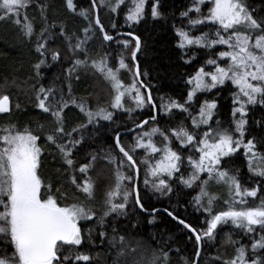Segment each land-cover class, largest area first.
<instances>
[{"label": "trees", "instance_id": "1", "mask_svg": "<svg viewBox=\"0 0 264 264\" xmlns=\"http://www.w3.org/2000/svg\"><path fill=\"white\" fill-rule=\"evenodd\" d=\"M130 1L125 0L116 13L111 12L109 7H101L100 0H95V4L99 21L107 34L115 36L118 33H130L141 41V50L136 59L141 73L140 79L149 89L158 115L154 123H149L144 128L155 126L168 134L172 129L183 124L189 130L197 131L192 128L190 119L177 109H172L171 112L165 114L164 109L161 108V98L165 104L171 101L185 104L188 93L191 91V85L187 81L201 66H204L206 71L209 70L211 66H207L205 62L209 58L213 59L215 52L219 50L217 47L209 50L195 45L181 49L178 47L180 37L176 34L177 29L188 31L190 37L195 38L213 27L197 25L193 28L188 23L189 17L193 19V14L190 12L189 17L181 16L182 12L194 6L193 0H158L160 18L157 19H153L151 15V8L157 4V0H147L144 19L139 24L129 27L125 17L129 7H132ZM110 2L114 5L116 0H110ZM247 4L256 18L264 17V0H247ZM73 5L74 9L70 10L67 7V0H32L26 9L21 10L18 17L19 25L11 20L0 21V97L8 96L10 109L7 113H0V128L15 125L23 131L25 127H29L40 135L38 145L42 149V155L38 174L45 185L42 194L48 195L47 186L51 185V195L56 197L62 206L87 203L99 217L105 211L106 194L112 190L116 182V165L107 163L103 158L105 153L111 151L117 156H122L115 148V136L121 131L135 127L137 122H142L153 114L149 105H146L142 111H133L131 116L128 112L110 107L115 92L111 83L91 67V64L93 61H100L106 57L108 66L113 69L119 67L121 58L132 66L131 51L134 50L135 43L127 38H118L111 43H105L94 24L91 1L73 0ZM81 11L88 13L87 19L79 15ZM27 22H30L34 28L31 39L27 38L22 30V25ZM88 28L92 31L86 33L85 29ZM45 29L47 31H44ZM42 31H44L43 37L40 36ZM62 31L63 36L60 35ZM49 35L50 39H48ZM65 36L71 38L72 45L84 41L82 49L87 50V55L84 50L73 52ZM44 39H47L46 49L49 50L46 57L40 56L35 50L37 41ZM118 41H127L128 47L125 48L124 44ZM51 51L60 52L59 61L52 62ZM77 58L86 59L87 65L78 67L69 78L68 69L73 67L74 60ZM41 59H46V64L51 66H42L40 75L37 76L34 65ZM186 60L190 63H186ZM120 78L126 86L132 82V76L128 71H120ZM69 85L71 86L70 93ZM41 87L56 89L46 103L58 105L61 97L64 102H67L68 107L63 109L66 132L87 123V117L77 107L82 102L86 103L88 110L93 112L99 108L114 112L112 122L99 121V126L88 125L80 132L73 133L76 139L82 137V143L73 151L74 164L71 168L64 162L55 146L47 143L44 138L45 134L52 132L56 125L50 114L44 113L37 106L36 95ZM235 91L236 88L230 82H226L222 88L199 93L194 97V101L197 105L204 103L205 100L215 102L217 108L214 110L215 115L210 126L216 127L215 121L219 120L222 128H229L235 138H239V133H235L231 118ZM141 92L145 95L142 89ZM124 105L127 108L133 107L135 102L126 97ZM192 110L193 108L190 109ZM247 110L248 115L245 119L248 122L245 126L244 141L247 143L251 139L256 144V151L259 153L257 158L262 162L260 170H264V106L256 104L248 107ZM193 115L195 116V113ZM40 125H43L42 132L39 131ZM140 131L123 136L122 145L127 149L133 135ZM199 131L202 133L201 129ZM64 142L67 143V138ZM172 146L184 156L181 173L176 175L183 174L187 179L193 171L187 163L189 149H180L175 142ZM244 151L241 147L233 155L222 157L217 168L236 176L242 188L259 189L255 200L252 197L247 198L249 201L247 206L253 207L264 198V178L249 171L248 158L244 155ZM93 155L96 156V160L88 173L79 172V167L89 163ZM143 156V149L135 154L140 169L138 191L143 209L145 211H171L173 215L178 219H183L197 232L206 230L207 213L203 209L197 210L194 202V197L200 191L197 186L200 182L196 181L193 188H187L178 179H174L171 181L172 191L170 193L153 192L143 183L146 167L140 163ZM194 156L198 159L199 153H194ZM158 158L159 154H155V157L150 159L155 163ZM253 164L252 167L256 169ZM122 171H127V169H122ZM73 177L76 179V184L72 183ZM206 178L207 174L201 175V180ZM89 179L94 185V200L92 201H88L86 195L77 188V185L83 186L84 182ZM210 183L209 193L219 198L215 201L218 206L214 208L215 213L227 207L224 201L229 198L228 188L223 183L213 182L212 185ZM125 211V215L115 219L108 217V222L103 229L92 221H81V225L87 224L92 229L91 239H89L88 228H82L84 242L79 248L65 246L68 250L64 254L74 257L77 252H83L91 257L89 264H116L118 249L121 245L119 242L115 246L110 243L115 235L117 241L119 237L124 238L126 252L125 256L119 258V264H151L154 256L163 257L165 254L168 256L166 264L194 263L198 247L195 244V237L189 231L165 214L157 213L154 216L143 214L135 204L134 194L129 198ZM100 231L105 232L104 237L99 235ZM260 235L259 229L255 233L245 234L243 230L236 229L230 224L218 226L214 239L202 240L198 264H224L225 261H231L236 257L238 254L236 250L241 246L245 247L248 264H251L253 258L264 264V249H259L255 253L252 251V243L254 240L258 241ZM132 249L136 251L133 252ZM13 251L10 245L0 239V257L11 256ZM75 264H85V262L79 261ZM157 264L161 262L157 261Z\"/></svg>", "mask_w": 264, "mask_h": 264}, {"label": "snow or ice", "instance_id": "2", "mask_svg": "<svg viewBox=\"0 0 264 264\" xmlns=\"http://www.w3.org/2000/svg\"><path fill=\"white\" fill-rule=\"evenodd\" d=\"M31 2L32 0H0V21L11 20L19 25L18 17L21 10L26 9ZM131 2L132 7H129L125 17L129 27L139 24L144 19L147 0H131ZM124 3L125 0H116V3L112 5L110 0H100V6L109 7L113 13H116ZM206 4L208 8L207 13L204 14L202 6ZM193 5L187 11L182 12L181 16L189 17L190 12H195L197 17L195 19L189 17L188 20L193 28L197 25L214 27L195 38L190 37L188 31L177 29L176 34L180 37L178 47L184 49L195 45L210 50L216 45H222L226 50L218 53L219 60L225 61L224 66H221L216 59L209 58L205 64L212 66L214 70L210 68L206 71L205 67L201 66L195 75L187 81L188 84L193 85V89L189 91L185 104H179L176 101L165 104L161 98V108L164 109L165 114L171 112L172 109L187 113L188 118L192 120V128L197 130L191 131L183 124L171 130V137L179 142L180 149H189L187 163L193 171L188 175V178L185 179L183 174L176 175L181 173L184 156L180 151L173 149L169 135L155 126L145 129L144 125L149 124V120H143L142 123L137 122L136 128L141 131L136 133L133 137L135 142L130 144L127 149L122 145L120 136L115 137V148L122 156H117L109 151L103 157L107 163L116 165V182L112 190L106 194L104 213L97 217L92 207L87 203L62 206L57 198L51 195V185L47 186L49 194L46 196L42 194L45 185L38 174L40 156L42 155V149L38 145L40 135L29 127H25L23 131L15 125L0 128V239L14 249L11 256L0 257V264H70V262L75 264L79 261L89 264L91 257L88 254L77 252L74 257L64 254L68 250L65 246L79 248L84 242L82 228H88L89 239H91L92 229L87 224L81 225V221H92L103 229L108 222V217L111 216L115 219L126 214L129 198L133 194H135V204L144 210L135 184L140 173L135 159L138 149L144 150V156L140 161L146 166L143 183L153 192L170 193L172 191L171 181L174 179H178L187 188H193L196 181L200 182L197 185L200 191L194 197V202L197 210L203 209L207 213L206 230L197 232L183 219H178L171 211L167 212L168 216L173 220H178L179 224H182L195 236L197 246L201 245L205 238L214 239L218 226L230 224L236 229L243 230L245 234L255 233L259 229L260 239L253 241L252 251L255 253L259 249H264V198L260 199L256 206H247L249 204L247 198L252 197L255 200L259 189L242 188L236 176L229 175L217 168L222 157L233 155L243 147L244 155L248 158L249 171L264 178V170L252 167L253 159L259 156L256 144L251 139L247 143L244 141L245 126L248 122L245 119L248 115L247 106L256 104L264 106V17L256 18L250 11L247 0H193ZM67 7L70 10L74 9L73 0H67ZM93 7H96L95 0H93ZM158 7L157 0V4L151 8L153 19L160 18ZM79 15L88 18L86 11H81ZM25 19L27 20V17ZM95 23L99 25V19H96ZM22 30L24 35L31 39L34 34L33 25L27 22L22 25ZM44 31L40 33L41 37L44 36ZM90 31H92L91 28L85 29L86 33ZM100 31L104 33V41L114 40V37L107 34L103 27H100ZM128 34L130 33L125 35ZM60 35L63 36L64 32L62 31ZM50 38L49 35L48 39ZM65 39L69 42V48L73 52L84 50L87 55V50L82 49L84 41L72 45L70 37L65 36ZM133 39L135 46L131 51V59L135 62L137 53L141 50V41L135 36ZM118 42L123 43L125 48L128 47L127 41ZM46 45L47 39L37 41L35 50L42 57H46L49 51L46 49ZM51 60L52 62L59 61L60 52L51 51ZM185 62L190 63L188 60ZM86 65V59H75L73 67L68 69L69 78L78 67ZM42 66L50 67L51 65L46 64V59H41L34 65L37 76L40 75ZM91 67L111 83L115 92L114 100L110 106L112 109L128 112L131 116L133 111H142L146 105H151L153 109L156 107L152 103L151 94L145 96L141 92L144 84L140 79L141 73L137 64L133 63L130 66L121 58L119 67L113 69L108 66L105 57L100 61H93ZM121 70L131 74V84L126 86L122 82ZM228 81L238 89L233 95V103L239 106L232 109V117L235 133H239V138H235L229 128H222L219 120L215 121L216 127L210 126L215 115L214 110L217 108L215 102L205 100L199 108L198 119L187 107L193 102L198 92H211L213 89L222 88ZM54 91H56L54 88L41 87L36 95L37 106L44 113L50 114L56 125L52 132L45 134L44 138L47 143L55 146L64 162L71 168L74 164L73 151L82 143V137L76 139L73 133L80 132L88 125L99 126V121L112 122L114 112L106 108H99L93 112L88 110L86 103L82 102L77 107L87 117V123L66 132L63 109L68 107L67 102H64L61 97L58 105L46 103ZM70 92L71 86L69 85ZM133 93H135L134 96ZM126 94L134 100L135 109L127 108L122 103ZM53 99L55 100V97ZM9 111L8 96L0 97V113ZM237 114H239V118H237ZM150 119L155 121L156 117L153 115ZM202 126H204V130L201 133L199 130ZM39 131H43V125H40ZM132 131L135 132V129ZM156 136H160L164 141L163 147L157 146L154 140ZM66 138L67 143L64 142ZM145 138L147 139L145 140ZM156 153L162 155L153 163L150 158H154ZM194 153H199L198 159L195 158ZM95 160L96 156L93 155L89 163L79 167L78 171L87 174ZM122 169H127V171H122ZM204 173H207V178L201 180V175ZM209 182L223 183L228 188L229 198L224 201L227 207L215 213L214 208L218 207L215 201L219 198L209 193ZM72 183L76 184L75 177L72 178ZM77 188L86 195L88 201L94 200V185L90 179L86 180L83 186L77 185ZM205 198H207L206 203ZM113 231L115 232V228ZM99 235L104 237L105 232L100 231ZM117 242L121 245L116 261V264H119V258L126 255L124 238L119 237L117 241V237L113 235L110 243L115 246ZM230 242L235 243L234 241ZM132 251L135 252L136 249H132ZM236 251L238 253L236 257L231 261H225L224 264H248L245 247L241 246ZM195 255L198 260L199 249ZM167 260L166 254L163 257L154 256L151 264H157V261L166 264ZM251 264H262V262L253 258Z\"/></svg>", "mask_w": 264, "mask_h": 264}, {"label": "rangeland", "instance_id": "3", "mask_svg": "<svg viewBox=\"0 0 264 264\" xmlns=\"http://www.w3.org/2000/svg\"><path fill=\"white\" fill-rule=\"evenodd\" d=\"M131 2V1H130ZM131 4H132V2H131ZM207 8H208V5L206 4V5H204V6H202V12L204 13V14H206L207 13ZM192 14H193V19H195L196 17H197V14L195 13V12H191ZM212 27H214V26H212ZM215 47H217L219 50H217L216 52H215V56H214V58L213 59H216L219 63H220V65L221 66H224V64H225V61H222V60H219V55H218V53H219V51H222V50H226V48H225V46H222V45H216ZM211 69L212 70H214V68L211 66ZM122 71V70H121ZM228 82H230V81H228ZM231 83V82H230ZM255 83V82H254ZM234 88H235V86H233ZM193 89V85H191V90ZM213 90H215V89H213ZM238 91V89H236V91H235V93ZM199 93H201V92H198L196 95H198ZM133 96L135 95V93H133L132 94ZM126 97H129V98H131L129 95H125V97L122 99V103H124V99L126 98ZM132 99V98H131ZM195 99V98H194ZM194 99H193V102L192 103H190V104H188V108H189V110L190 109H192L193 108V110L191 111L192 112V115L195 113V116L194 117H196L197 119L199 118V108H200V106L201 105H203L204 103H199L198 105L197 104H195V101H194ZM132 101H133V99H132ZM233 105H234V107H238L239 105H235L234 103H233ZM251 106H253V105H248L247 106V108L248 107H251ZM129 108H133V109H135L136 108V105H134L133 107H131V106H129ZM184 116H187L188 117V114L187 113H184ZM231 118H232V120H233V117H232V115H231ZM237 118H239V114H237ZM190 119V118H189ZM190 124L192 125V120L190 119ZM235 126V125H234ZM150 127H152V126H149L147 129H149ZM194 130H196V129H194ZM204 130V126H202L201 127V131H203ZM136 135V134H135ZM135 135H133V137L135 136ZM168 135H169V137H170V139L172 140V143H177L178 145H179V142H177L176 140H175V138L174 137H171V132L170 133H168ZM133 137L131 138V141H130V143L129 144H133L135 141H134V139H133ZM147 138H145V140H146ZM154 140H155V142H156V144H157V146L158 147H163L164 146V141L162 140V138L160 137V136H156V137H154ZM159 144V145H158ZM173 147V146H172ZM179 147H180V145H179ZM139 150H142V149H138L137 151H139ZM157 154H159V158H160V156L162 155L161 153H156V155ZM249 155L251 156V154L249 153ZM158 158V159H159ZM252 163H254L253 165H255V167H256V169H259L260 170V168H261V166H262V162H261V160L259 159V158H254L253 159V161H252ZM217 167H218V165H217ZM205 174H207V173H205ZM212 183L213 182H211L210 184L212 185ZM215 183V182H214ZM206 201H207V199H205Z\"/></svg>", "mask_w": 264, "mask_h": 264}, {"label": "water", "instance_id": "4", "mask_svg": "<svg viewBox=\"0 0 264 264\" xmlns=\"http://www.w3.org/2000/svg\"><path fill=\"white\" fill-rule=\"evenodd\" d=\"M90 1H91V3H92V7H93V0H90ZM93 11H94V24H95L96 28L100 31V27H102L101 23H100L99 25H97V24L95 23L96 19H99V15H98V11H97V6H96L95 8L93 7ZM100 33H101V35H102V39H103V35H104V33H102L101 31H100ZM125 34H126V33H118V34H116L115 36H113V37H114V40H113V41H115V40L118 39V38H127V39H131V40H133L134 43H135V40L133 39V36H135V35H132V34L125 35ZM135 37H136V36H135ZM113 41H104V42H105V43H111V42H113ZM137 55H138V53H137ZM132 63H135V64L138 65L137 60H136L135 62L132 61ZM142 90L144 91V93H145L146 96L150 93L149 89H147V87H145V86H144V88H142ZM152 103H153V101H152ZM153 104H154V103H153ZM149 107H151V105H149ZM151 108H152V107H151ZM152 114L156 117V120H157V119H158V115H157L156 107H155L154 109L152 108ZM146 120H149V123H154V122L156 121V120H155V121H152L150 118H148V119H146ZM142 122H143V121H142ZM142 122H141V123H142ZM147 125H148V124H145L144 127L147 126ZM132 129H135V132L141 130V129H139V128H136V126H135V127L131 128V129H129V130L121 131V132H119L117 135H119L120 138H122L123 136L131 135V134L135 133V132L132 131ZM117 135H116V136H117ZM116 136H115V137H116ZM114 144H115V139H114ZM117 151L119 152L118 149H117ZM121 155H122V154H121ZM138 181H139V179L135 182L137 190H138ZM134 198H135V194H134ZM137 207H138V209H139L143 214H145V215H147V216H154V215H156L157 213H162V214H165V215L168 216L167 211H165V210L145 211V210H141V207H140L139 205H137ZM168 217H169L171 220H173L172 217H170V216H168ZM173 221H174L175 223L179 224V223H178V220H173ZM179 225L183 227L182 224H179ZM183 228H184V227H183ZM186 230H187V229H186ZM187 231H188V230H187ZM190 233H191V232H190ZM191 234H192V233H191ZM194 237H195V236H194ZM197 247H198V249H199V251H200V254H201L202 244L199 245V246H197ZM199 257H200V256H199ZM198 261H199V258H198V260H197V258L195 257V261H194L193 264H198Z\"/></svg>", "mask_w": 264, "mask_h": 264}, {"label": "bare ground", "instance_id": "5", "mask_svg": "<svg viewBox=\"0 0 264 264\" xmlns=\"http://www.w3.org/2000/svg\"><path fill=\"white\" fill-rule=\"evenodd\" d=\"M118 152V151H117ZM120 154V153H119ZM179 225V224H178ZM182 227V226H181Z\"/></svg>", "mask_w": 264, "mask_h": 264}]
</instances>
